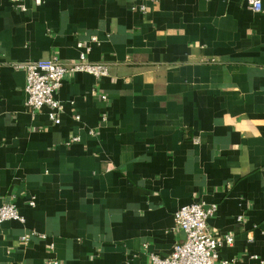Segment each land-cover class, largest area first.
I'll return each mask as SVG.
<instances>
[{
  "label": "crops",
  "instance_id": "0c3cea01",
  "mask_svg": "<svg viewBox=\"0 0 264 264\" xmlns=\"http://www.w3.org/2000/svg\"><path fill=\"white\" fill-rule=\"evenodd\" d=\"M139 1L0 0V203L22 216L0 223V264H157L197 199L232 236L216 264H264V12ZM84 49L108 73H66L59 122L29 109L14 64Z\"/></svg>",
  "mask_w": 264,
  "mask_h": 264
},
{
  "label": "built area",
  "instance_id": "2783aa9c",
  "mask_svg": "<svg viewBox=\"0 0 264 264\" xmlns=\"http://www.w3.org/2000/svg\"><path fill=\"white\" fill-rule=\"evenodd\" d=\"M14 6L25 9L22 0H10ZM33 4L39 5L42 0H31ZM141 0L133 4L132 8L140 11L146 10V5ZM158 1V0H147ZM250 8L264 12L262 0H247ZM92 40L96 36H91ZM83 47L82 42L77 43ZM85 46V45H84ZM85 48H87L85 46ZM16 67L25 71L26 106L35 110L44 105L48 107V115L54 122L60 121V112L63 109L62 102L55 96V90L59 88L62 78L68 72L86 71L95 76L108 73L106 63L89 61L85 56V49L81 50L77 60L64 62L57 55L35 60H24L16 62ZM104 97V96H103ZM78 118V115H75ZM78 139L73 136L71 140ZM34 200H30L33 204ZM216 202H206L197 199L179 206L174 212L175 228L182 232V237L174 241L171 252L166 256L151 253L152 260L157 264H216L219 258L218 248L223 241H230L231 235L224 238L211 234L208 229L207 220L215 213ZM16 218L22 219L16 204L12 200H4L0 203V223L3 220ZM26 238V236H24ZM222 264H227V259H220Z\"/></svg>",
  "mask_w": 264,
  "mask_h": 264
}]
</instances>
